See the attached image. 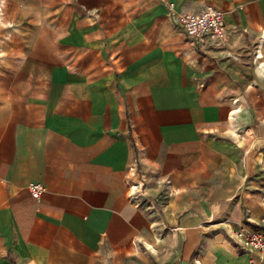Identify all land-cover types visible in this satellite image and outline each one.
I'll return each mask as SVG.
<instances>
[{
    "label": "crops",
    "instance_id": "1",
    "mask_svg": "<svg viewBox=\"0 0 264 264\" xmlns=\"http://www.w3.org/2000/svg\"><path fill=\"white\" fill-rule=\"evenodd\" d=\"M168 1L224 11L225 41L196 50L162 0H0V264H250L264 0Z\"/></svg>",
    "mask_w": 264,
    "mask_h": 264
},
{
    "label": "built area",
    "instance_id": "2",
    "mask_svg": "<svg viewBox=\"0 0 264 264\" xmlns=\"http://www.w3.org/2000/svg\"><path fill=\"white\" fill-rule=\"evenodd\" d=\"M162 1H165L170 8V15L175 26L186 34L196 50L206 51L209 47V40H215L218 43L225 41L228 30L224 11L214 6H207L200 12H177L174 10L173 3L168 0ZM234 103L236 108L229 115L233 125L235 124L237 113L241 110L237 100ZM135 168L134 166L132 167V169ZM143 189L144 182H131L129 185L131 200L141 204ZM29 190L32 196L40 202L45 194L46 187L41 182H31ZM235 237L243 249L250 251V264H256L257 258L264 264V218L256 227L238 228Z\"/></svg>",
    "mask_w": 264,
    "mask_h": 264
}]
</instances>
